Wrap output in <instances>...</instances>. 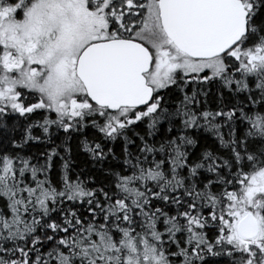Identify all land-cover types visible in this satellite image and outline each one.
Listing matches in <instances>:
<instances>
[{
    "label": "snow or ice",
    "instance_id": "snow-or-ice-1",
    "mask_svg": "<svg viewBox=\"0 0 264 264\" xmlns=\"http://www.w3.org/2000/svg\"><path fill=\"white\" fill-rule=\"evenodd\" d=\"M0 264H264V0H0Z\"/></svg>",
    "mask_w": 264,
    "mask_h": 264
}]
</instances>
